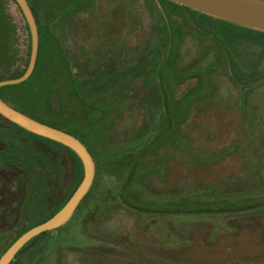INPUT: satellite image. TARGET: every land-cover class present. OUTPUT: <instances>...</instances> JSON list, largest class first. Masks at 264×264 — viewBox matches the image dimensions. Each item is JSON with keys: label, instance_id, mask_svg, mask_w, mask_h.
I'll return each mask as SVG.
<instances>
[{"label": "rangeland", "instance_id": "obj_1", "mask_svg": "<svg viewBox=\"0 0 264 264\" xmlns=\"http://www.w3.org/2000/svg\"><path fill=\"white\" fill-rule=\"evenodd\" d=\"M27 1L39 64L5 102L76 136L95 177L10 264H264V31L172 0ZM30 52L18 3L0 0V80ZM80 160L0 115V256L66 203Z\"/></svg>", "mask_w": 264, "mask_h": 264}, {"label": "water", "instance_id": "obj_2", "mask_svg": "<svg viewBox=\"0 0 264 264\" xmlns=\"http://www.w3.org/2000/svg\"><path fill=\"white\" fill-rule=\"evenodd\" d=\"M18 3L30 31L31 52L30 59L24 74L16 78L0 80V88L16 85L27 80L33 73L39 56V30L34 12L27 0H15ZM201 12L214 15L218 18L232 21L247 27L264 31V0H172ZM0 115L7 118L21 128L59 142L71 149L81 159L83 178L66 203L48 219L40 222L17 237L0 256V264H10L16 254L37 235L56 229L63 225L74 213L75 209L90 189L95 164L93 157L82 141L73 134L60 128L41 122L24 112L11 106L0 96Z\"/></svg>", "mask_w": 264, "mask_h": 264}, {"label": "trees", "instance_id": "obj_3", "mask_svg": "<svg viewBox=\"0 0 264 264\" xmlns=\"http://www.w3.org/2000/svg\"><path fill=\"white\" fill-rule=\"evenodd\" d=\"M31 8H32V10H33V12H34V15H35V17H36V19H37V13H36V11H35V9L33 8V6H31ZM38 20V19H37ZM39 21V20H38ZM37 21V22H38ZM246 28H248V27H246ZM256 30V29H255ZM258 32H263V31H259V30H257ZM40 49V48H39ZM40 53V52H39ZM38 53V55L40 56V54ZM39 56H38V60H37V63H36V67L38 66V64H39ZM61 58L63 59V57H60V59L59 60H61ZM57 72L56 71H54V69H53V71L52 72H49L48 73V77H50V79L52 80V77H54L55 76V78L57 77V74H56ZM56 74V75H55ZM65 74H66V71H65V73H64V77H65ZM34 74H32L31 76H30V78L26 81V82H29V80L32 78V76H33ZM47 77V78H48ZM51 80L49 81V84H50V82H51ZM26 82H23V83H20V84H16V85H8V86H3V87H1L0 88V96L4 99V101H10L9 103H16L15 101H12V100H14V99H7L6 97H5V95H3V92H4V90H7V89H17V90H19L21 93H23L24 91V86H25V84H26ZM22 104H24V103H22ZM21 106H24V105H21ZM15 108L16 109H18V110H20V111H23V112H26V113H28L29 111H30V109L29 108H26V107H24V108H19V106H17V105H15ZM31 114H35V115H37V113H36V110H34V111H32L31 110V112H30ZM38 117H42V118H45V117H43V116H40V115H37ZM45 116H47V117H53V116H50V115H45ZM101 117H105V115L103 116H101ZM55 119H58V120H60V124H61V126H63V127H65V128H69V126L66 124V122H67V117H65V116H62V115H57V116H55L54 117ZM69 122V121H68ZM67 122V123H68ZM14 124V123H13ZM58 124V123H57ZM15 126H17V127H19L20 128V126H18V125H16V124H14ZM33 134V133H32ZM81 134L82 135H85V136H87V138H89V139H91L92 141L93 140H97V139H100V137H101V132H100V126H97L96 128H94L93 130H91V131H84V130H81ZM34 135H36V134H34ZM37 136H39V135H37ZM40 138H45V137H42V136H39ZM45 139H47V138H45ZM56 142V141H55ZM59 143V142H58ZM61 144V143H60ZM63 145V144H62ZM66 147V146H65ZM67 149L69 150V151H71L77 158H78V156L71 150V149H69L68 147H67ZM43 222V221H42ZM44 233H42L41 235H43ZM36 238V237H35ZM34 238V239H35ZM33 240V239H32Z\"/></svg>", "mask_w": 264, "mask_h": 264}]
</instances>
